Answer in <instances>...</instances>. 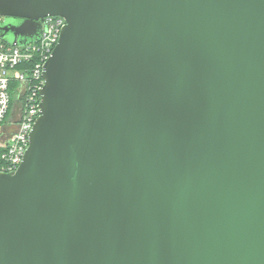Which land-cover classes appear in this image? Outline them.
<instances>
[{
	"label": "water",
	"instance_id": "obj_1",
	"mask_svg": "<svg viewBox=\"0 0 264 264\" xmlns=\"http://www.w3.org/2000/svg\"><path fill=\"white\" fill-rule=\"evenodd\" d=\"M0 39L65 26L0 264H264V0H0Z\"/></svg>",
	"mask_w": 264,
	"mask_h": 264
},
{
	"label": "built area",
	"instance_id": "obj_2",
	"mask_svg": "<svg viewBox=\"0 0 264 264\" xmlns=\"http://www.w3.org/2000/svg\"><path fill=\"white\" fill-rule=\"evenodd\" d=\"M64 26L63 18L47 17L37 42L11 46L0 39V174L15 172L23 160L39 116L42 69Z\"/></svg>",
	"mask_w": 264,
	"mask_h": 264
},
{
	"label": "flooded vegetation",
	"instance_id": "obj_3",
	"mask_svg": "<svg viewBox=\"0 0 264 264\" xmlns=\"http://www.w3.org/2000/svg\"><path fill=\"white\" fill-rule=\"evenodd\" d=\"M4 20V19H3Z\"/></svg>",
	"mask_w": 264,
	"mask_h": 264
}]
</instances>
